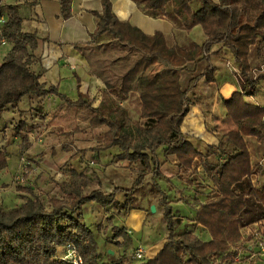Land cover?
I'll return each instance as SVG.
<instances>
[{"label":"trees","instance_id":"16d2710c","mask_svg":"<svg viewBox=\"0 0 264 264\" xmlns=\"http://www.w3.org/2000/svg\"><path fill=\"white\" fill-rule=\"evenodd\" d=\"M133 1L153 15L171 14L175 17L174 35L199 26L204 40L196 43L183 38L180 43L177 40L169 42L161 32L145 35L129 22L118 20L110 1L101 0V12L94 13L96 28L90 41L94 44L89 50L103 54L110 46L117 51V56L110 61L119 64L118 73L113 72L111 80H107L103 69L106 59H101L100 64L96 62V72L103 78L106 90L123 97L136 84L144 93H150L154 88H176L180 70L185 69L188 63L205 61L206 74L213 70L207 55L216 44L232 55L237 64V77L242 81V93H234L225 101L227 115L236 128L223 134L218 145L209 147L206 155L184 139L180 126L186 113V93L199 74L192 76L183 87L180 107L169 118L170 134L166 137L161 127L150 121L142 126L130 125L126 109L118 102L104 99L99 106L92 107L81 93L77 100L72 101L59 94L55 86L45 87L39 82L42 70L31 68L36 60L33 52L36 34L21 31L17 5L0 4V19L4 17L0 21V45L2 40L11 45L0 62V112L17 105L24 96L56 94L68 106L83 107L93 112L94 126L104 124L108 127L103 142L91 149L101 150L116 145L120 149L119 158L139 161L132 189L115 186L109 193H103L99 188L84 193L83 189L90 185V177L72 171L70 181L61 186L66 198H50L49 208L35 195L28 196L25 202L15 207L4 209L0 206V264H72L65 258L69 251H74L81 258V264H115L100 262L94 232L83 220V204L92 201L105 208L114 202L116 193L122 191L125 211L131 209L128 202L134 199L132 192L143 186L145 175H160L157 149L163 146L164 155L174 156L180 168H190L194 159L199 158L202 171L214 185L215 196L202 203L195 214V223L207 231L209 239L200 238L192 230L176 234L172 207L156 187V193L161 195L159 202L163 206L166 240L152 257L138 264H215L213 258H218V264H233L237 252L230 250L228 243L239 239L242 226L264 220V184L256 188L251 181V176L260 167L251 165L243 139L244 135H254L264 144V135L255 129L256 126L264 128V108L241 99L242 94L261 77L253 76L248 54L252 46L257 45L258 49L264 46V0ZM70 4L71 0H60L63 17L69 16ZM102 35H110L112 42L96 44ZM131 56L135 58L129 63ZM158 62L171 70L166 74H144ZM207 78L213 80L209 75ZM27 132V124L23 120L13 126L14 135L21 140V150L29 147ZM7 157L6 150L0 148V171L7 167ZM25 189L32 194V187ZM112 230L113 239H122L116 244L123 250L132 245V238L123 227L113 226ZM58 247H64L63 255L58 256ZM117 259L120 261L121 256Z\"/></svg>","mask_w":264,"mask_h":264},{"label":"crops","instance_id":"0c3cea01","mask_svg":"<svg viewBox=\"0 0 264 264\" xmlns=\"http://www.w3.org/2000/svg\"><path fill=\"white\" fill-rule=\"evenodd\" d=\"M109 1L112 11L118 20L129 22L145 35L151 36L156 32H161L169 42L177 40L180 43L184 41L183 38H189L196 43H201L204 40L199 26L192 27L188 32H180L177 36L176 34L174 35L176 24L175 17L171 14L165 16L153 15L140 8L133 0ZM0 4L17 5L18 15L21 18V31L36 34L37 42L33 50L36 60L31 64V68L33 70H42L39 82L44 84L45 87L55 86L59 94L66 96L72 101L77 100L79 93H81L85 100L91 102L92 107L99 106L104 99H108L110 102L115 101L122 105L123 100L125 101L127 97L129 100L134 93L136 94V101H141V106L145 107L147 100L152 101L158 95L161 96L163 99L161 101H164V103L176 102L179 104L183 87L188 84L192 76L199 74L200 76L194 85L186 93L188 99L186 102V113L180 126L184 139L189 141L197 151L206 155L209 152V147L218 145L219 138L223 134L236 128L232 119L227 115L228 108L225 101L229 100L234 93H242V81L237 77V64L227 49H220L216 44L211 47L207 57L213 70L208 74L204 70L205 61H199L196 64L188 63L185 69L180 70V79L176 88H154L150 93H144L139 90L136 84L128 95L118 97L117 94L115 95L106 90L103 78L96 72L97 64L93 57V53H96V51L89 50L94 44H90L91 34L96 28L94 13L101 12V0H71L68 17H63L61 14L60 0H0ZM197 36H199V39ZM110 42H112L110 35H102L97 39L96 44H108ZM10 48L11 45L8 43L0 45V62ZM110 48V46H107L106 52L103 53L105 54L104 59L109 60V62L104 64L103 69L118 73L119 64H113L110 61L117 56V51L114 50L115 53L112 52V55H108V49ZM98 53L101 54V52ZM248 62L253 76L256 78L261 75V77L246 93L242 94L241 99L248 104L264 108V46L259 49L257 45L252 46L248 54ZM169 70H171L170 67L158 62L150 66L144 74H166ZM105 75L107 80H111L108 74ZM207 75L212 77L213 80H208ZM36 108L42 111V115L40 113L37 116L34 114V109ZM65 108L74 111L88 110L83 107L68 106L56 94H48L43 97L24 96L17 105L9 106L5 111L0 112V129L4 128L6 130V127H13L11 123L14 124L23 120L27 124L28 148L33 147L36 143L31 140L33 132H38V134L41 132L44 135L50 130V127L57 128V130H51L50 132H56V135L59 134V136H68L71 140L70 142L75 145L77 141L75 136L82 132L81 129L77 128V126H72L65 130L60 120H54L56 119L55 114ZM159 109H162V105ZM88 111L91 113L90 122L87 124L88 128L97 129L104 125L94 126L92 122L94 113L90 110ZM159 112L161 113H156V116L146 114L145 116L141 115V117L153 119L154 123L158 125H160L158 119L161 115L164 116V119L168 118V131L162 130V132L165 137L169 136V118L173 113L163 110H159ZM53 114L54 118L52 117ZM53 120L54 123H52ZM255 129L264 135L263 127L256 126ZM243 139L249 152L251 165L260 167V173L257 174L255 172L251 176L252 183L256 188H259L264 184V144L254 135H244ZM40 142L41 139H38V143ZM102 142L103 140H101ZM11 145H21L20 138L13 135ZM6 148H11V146L8 145ZM160 148H162L161 151H159ZM159 149H157V159L159 161L160 175L147 174L149 175V190L147 192L144 191L145 193L143 194L140 193V195L147 198V202H140L134 197L138 201L137 204L141 203L137 206L139 210H135L132 207L125 212L127 217L124 225L120 227H123L128 234L132 232L133 228L138 229L141 227V224L137 223V221L138 219L147 218L146 210L149 209L148 206L153 201H156L157 204L160 203L161 195L157 194L154 188H161L163 183L166 182L174 187L176 198L183 197L184 200L181 203L189 207L190 213L188 215L182 213V215L188 219V222L192 223H195L197 208L212 198L207 192L215 190L212 181L202 171L199 158L194 159L190 168L183 169L176 165L174 156L164 155V146L159 147ZM7 163L9 167V156L7 157ZM193 177L202 183L204 180L207 185L200 184L197 188L191 182ZM151 189L154 193H152ZM197 189L201 190V192ZM167 200L173 210L172 201L174 200L170 198ZM163 223L165 226V222ZM197 226L207 232L201 225L197 224ZM205 234V239H209L208 233ZM116 240L118 242L122 241L121 238ZM151 240V247L158 244V240ZM165 240L163 238V243ZM163 243L158 246L156 252ZM64 252V247L57 249L58 256L63 255Z\"/></svg>","mask_w":264,"mask_h":264},{"label":"rangeland","instance_id":"374dc122","mask_svg":"<svg viewBox=\"0 0 264 264\" xmlns=\"http://www.w3.org/2000/svg\"><path fill=\"white\" fill-rule=\"evenodd\" d=\"M197 37L199 39V36ZM112 52L115 53L114 49H109L108 55H112ZM123 54H125V52ZM93 57L94 61L100 64L105 54L96 52L93 53ZM134 58V56H131L129 63L133 62ZM107 62H109V60H105L104 63ZM105 71L112 79L113 71ZM110 93L116 95L115 91H110ZM132 95L133 96L129 100L128 97L125 101L123 100L121 105L126 109L129 117V124L132 126L144 125L148 121L154 123L153 119L142 118L146 114L156 116V113H161L159 110L175 113L180 107L176 102L164 103V101H161L163 99L160 95L156 96L152 101L147 100L146 106L142 107L141 101H136V94L133 93ZM161 105L162 109H159ZM163 105H165V108ZM38 113L42 115V111H40L39 108L34 109V114L36 116ZM141 115L143 116L141 117ZM55 116L56 119L54 120H60L65 130L72 126H77V128L81 129L82 132L75 136L77 139L75 145L73 142H70L71 140L68 136H59V134L56 135V132H50L51 130H57V128H51L49 125L50 130L44 135H42L41 132H39V134L38 132H33L31 140L32 142H36L33 147L21 150V145H11L14 135L13 127H6V130L4 128L2 130L0 129V148L6 150L9 156V167L7 165V168L0 171V206L4 209L15 207L25 202L30 195L38 196L45 207L49 208L50 204L48 201L50 198H66V194L62 191L61 186L70 181L72 171L83 173L91 177L90 179L92 182L83 189L84 193H88L96 187L101 189L103 193L114 191L115 186L131 188L132 182L136 177V170L139 167V161L135 159L129 160L119 158L120 156L118 153L120 149L116 145L104 150L91 149L103 140L105 131L107 130L106 126L102 125L97 129L88 128L87 124L90 122L91 116L88 110L74 111L65 108L63 111H58ZM55 116L54 114L52 115L53 118ZM54 120L52 123H54ZM158 120L161 129L167 132L169 127L168 118L164 119V116L161 115ZM15 124L16 123H11L12 126H15ZM38 139H41L40 143H38ZM8 145L11 146V148H6ZM161 150L162 148L159 149V151ZM256 173L259 174L260 170L256 169ZM18 175L24 176V181L22 183L17 181ZM191 182L196 187L200 184L207 185L204 180L202 183L195 177H193ZM27 187H32V194L25 189ZM160 189L167 199L170 198L174 200L176 198L174 187L166 182L163 183ZM147 190H149V175L145 177L143 186L134 190L132 194L140 202H147V198L140 195V193L143 194L145 193L144 191L147 192ZM151 191L154 193L152 189ZM121 192L122 191L117 192L114 202L105 208L92 201L84 203L83 220L94 232L95 239L99 245L97 250L101 255L100 262L138 264L151 257L154 252H156L158 246L163 243V238L166 239L164 220L162 218L163 206L160 203L157 204L156 201H153L152 204L148 206L149 209L146 210L148 215L146 216L147 218L144 217L145 219H138L137 221V223L141 224V227L138 229L133 228L132 232L129 234L132 238V245L123 250L122 247L116 244L118 240L113 239L111 236L113 226L120 227L124 225L127 217L125 216L126 211L124 207L125 197ZM199 192H201V190ZM212 192L213 191H208L207 194L213 197L215 193ZM155 195L157 194L155 193ZM179 198L172 201L173 214L174 218H176V234L183 230H192L200 238L205 239V233L207 232H204L197 224L188 222V219L182 215V213L188 215L190 209L187 205L181 203V201L184 200L183 197ZM136 199H133L132 202L129 201L128 206L131 205L133 209L139 210L137 206L141 203L137 204L138 201ZM152 205L155 207L154 211L150 210ZM239 231L241 233L239 239L229 242L228 248L231 249L232 247H236L238 251L241 249V254H243L244 242L242 239H246V234L243 228H240ZM109 238L110 241L107 240ZM151 239L158 240V244L151 247ZM139 247L142 249L143 254V259L141 260H139L136 255L137 248ZM119 256H121L120 261L117 259ZM212 261L215 264L219 263L218 258H213ZM240 262V264H245L243 260Z\"/></svg>","mask_w":264,"mask_h":264},{"label":"built area","instance_id":"2783aa9c","mask_svg":"<svg viewBox=\"0 0 264 264\" xmlns=\"http://www.w3.org/2000/svg\"><path fill=\"white\" fill-rule=\"evenodd\" d=\"M2 20L1 17L0 21ZM5 43L6 42L2 40L1 44ZM23 177V175H18L17 181L22 183L24 181ZM241 228L245 230L244 233L246 234V239H242L244 242V244L242 243L244 251L243 254H241V249L239 251L236 247L230 249L237 252L233 258V264H240L242 260L245 264H264V220L250 223ZM136 255L139 260L143 259L142 249L140 247L137 248ZM65 258L74 264H81L82 262L81 258L78 257L74 251H69Z\"/></svg>","mask_w":264,"mask_h":264},{"label":"water","instance_id":"95a60500","mask_svg":"<svg viewBox=\"0 0 264 264\" xmlns=\"http://www.w3.org/2000/svg\"><path fill=\"white\" fill-rule=\"evenodd\" d=\"M150 210L151 211H154L155 210V207L152 205L151 207H150ZM111 252V251H110Z\"/></svg>","mask_w":264,"mask_h":264}]
</instances>
